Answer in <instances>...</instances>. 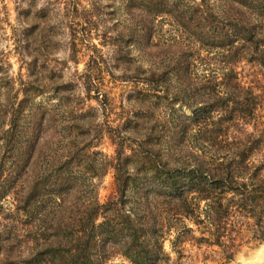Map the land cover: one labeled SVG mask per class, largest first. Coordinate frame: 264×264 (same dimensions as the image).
Wrapping results in <instances>:
<instances>
[{"label":"trees","instance_id":"trees-1","mask_svg":"<svg viewBox=\"0 0 264 264\" xmlns=\"http://www.w3.org/2000/svg\"><path fill=\"white\" fill-rule=\"evenodd\" d=\"M218 1L220 12L209 0H140L139 23L124 28L127 34L117 31L110 42L118 59L128 52L132 41L149 56L151 65H139L135 70L142 81L153 85L155 97L165 100L168 111L161 116L163 122H146L143 130L133 126L131 134L138 135V149L130 155L122 146V132L127 130L119 125L110 127L108 136L116 148L113 162L106 166L114 169V189L104 202H100L92 179H99L106 170L97 172L86 166L85 170H69L72 159L85 156L82 152L100 135L101 128L88 117L92 107L87 111L68 109L67 124L60 123L57 110L46 107L30 111L23 119L24 104L40 91L39 85L29 80L17 105L12 100L11 108L3 110L0 170H6L12 179H3L2 187L7 189L1 195L14 192L15 211L21 216L38 212L47 219L37 236L42 240L39 249L46 264H106L115 256L125 260L119 264H185L181 258L186 242L217 244L223 258H232L234 219L247 213L254 217L257 206L264 204V181L256 179L257 185L250 188L244 176L233 171L238 164L243 170L251 166L248 158L255 147L253 140L244 144L238 162L235 153L222 156L229 130L249 122L264 104V86L257 82V91L255 84H243L237 70L241 61L264 65V0ZM94 7L99 17L100 9ZM133 7L131 0L127 3L130 16ZM21 12L24 17L29 14L28 10ZM90 13L81 28L88 32L95 22ZM159 15L198 48L183 40H153L154 19ZM92 48L97 56L99 48L95 44ZM208 49L218 50L220 68L209 69V58L200 53ZM197 60L207 61L199 64ZM36 72L30 69L29 76ZM87 82L85 77L83 83ZM4 83L5 88L11 87L8 80ZM86 86L90 89L91 84ZM96 91L97 97L105 95L98 87ZM177 103L190 113L176 109ZM54 136L72 146L48 160L41 142ZM262 141L260 136L254 143ZM80 142L84 144L77 148ZM132 157L135 159L130 160ZM130 162L136 170H130ZM71 167L78 169L76 164ZM85 174L92 190L83 188ZM248 178L253 176H245ZM186 220L204 226L213 239L195 236Z\"/></svg>","mask_w":264,"mask_h":264},{"label":"rangeland","instance_id":"rangeland-1","mask_svg":"<svg viewBox=\"0 0 264 264\" xmlns=\"http://www.w3.org/2000/svg\"><path fill=\"white\" fill-rule=\"evenodd\" d=\"M129 1L131 0H0V116L4 109L11 108L12 100L16 106L17 101L23 98L22 88L29 80L37 83L40 91L33 94L24 104L23 119H27L30 111L46 107L57 110L60 123L67 124L70 118L68 109L87 111L92 107L93 110L88 117L91 115L93 124L101 128L100 135L93 141L94 143H90L91 146L86 151L82 152L85 156H76L72 159L78 169L71 167L72 164L69 170H85V166L90 168L87 170L97 172L106 170L99 179L97 177L92 179V182L97 183L94 188L100 202H104L114 189V169L106 166L108 162H113L116 148L115 142L108 136L110 127L119 125L127 130L128 133L122 132L124 135L122 146L124 152L130 155L138 149V138L135 137L138 135L131 134L133 126L143 130L142 125L146 122L148 125L158 124V120L163 122L161 116L168 111L163 104L165 100L155 97L157 92L154 91L153 85L142 81V75L135 70L139 65L142 68L151 65L149 56L140 50L137 42H130L128 52L119 59L115 57L113 46L110 44L117 31L127 34L124 28L139 23L137 12L140 0H133L132 16L127 12ZM209 3L213 5L214 10L220 12L218 8L220 1L209 0ZM94 6L100 9L99 17L95 16L97 10ZM24 10L29 11L27 17L21 12ZM89 13L92 15L91 20L95 22L88 32L87 29L81 28L87 16L90 17ZM154 26L153 40L166 42L183 40L185 45L198 48L197 44L180 30H176L163 16L159 15L154 19ZM93 44L99 48L97 56L93 51ZM200 53L209 58V69L222 66L217 60L220 57L217 49L203 50ZM197 61L200 64L207 60ZM32 68L37 71L36 77L29 76ZM237 70L240 71L243 84H255L257 91H259L257 82L259 86H264V65L241 61L237 64ZM201 71L197 69L198 74H201ZM85 77L88 78L87 83L91 84L90 89H87V83H83ZM5 80L11 83L10 88L4 87ZM96 87L105 95L100 94L97 97ZM64 89L66 91H63ZM174 107L190 113L188 108L178 103ZM255 114L256 116L253 115L243 126L230 129L222 143L225 145L222 156L227 158L231 153H235V160L238 162L240 159L238 153L244 144L249 145L253 140L255 147L248 158L250 163L252 162L251 166L243 170L238 164V169L233 170L244 176L243 180L250 188L257 185L256 179L264 181V141L254 143L260 136L264 140V104L257 108ZM149 115L152 117H148ZM4 126L5 128L8 126L7 122ZM143 132L141 131V134ZM189 142L190 145H195L193 140ZM41 143L48 160L61 152L66 153L72 146L70 142L57 136ZM83 144L84 142H80L77 148H81ZM133 159L135 158H130ZM8 164L9 161L5 166ZM132 166L133 163L130 162V170H136ZM46 169L49 167L46 166ZM86 174L83 188L92 190ZM249 175L253 176L252 180L245 179V176ZM10 178L12 179L6 170L4 172L0 170V235L2 234L0 264H46V257L40 253L42 249H39L42 240L37 239V236H40V228L47 219L38 212L29 217L21 216L15 211L14 192L7 191L5 196L1 195L3 190L7 189V186L2 187L3 179ZM200 205L202 206L203 202ZM256 214L254 217L249 213L248 216L238 215L234 219L232 225L234 246L230 260L223 258L219 245L205 242L184 243L181 260L185 264H264V239L261 240L259 237L264 238V204L262 207L257 206ZM168 219L172 220L171 217ZM186 222L194 229L195 236L204 235L213 239L204 231V226L198 227L189 220ZM3 230H6V233ZM170 237L172 238V235ZM164 245L169 251L168 239ZM171 257L175 259L176 254L172 252ZM119 263H125V260L115 256L106 264Z\"/></svg>","mask_w":264,"mask_h":264}]
</instances>
